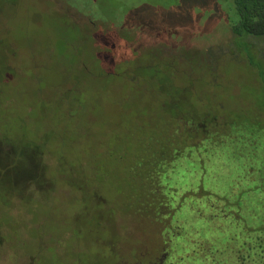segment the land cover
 <instances>
[{"label": "rangeland", "instance_id": "obj_1", "mask_svg": "<svg viewBox=\"0 0 264 264\" xmlns=\"http://www.w3.org/2000/svg\"><path fill=\"white\" fill-rule=\"evenodd\" d=\"M236 21L233 0H0V264H251L264 252L262 231L243 242L264 226V185L261 210L242 189L264 181V36L238 38ZM189 132L198 146L162 162L176 193L161 235L139 213L142 174Z\"/></svg>", "mask_w": 264, "mask_h": 264}, {"label": "trees", "instance_id": "obj_2", "mask_svg": "<svg viewBox=\"0 0 264 264\" xmlns=\"http://www.w3.org/2000/svg\"><path fill=\"white\" fill-rule=\"evenodd\" d=\"M100 6V5H99ZM233 9H234V13L237 17V21L233 24L234 25V34L238 37V38H242V37H248V36H254V37H261L264 36V0H233ZM243 52L245 53L248 61L250 64L254 65L253 63V56L251 55L250 51L245 48V45L242 46ZM262 65V64H260ZM260 70H258V75L261 79V81L263 82L264 80H262V77L264 79V70L259 68ZM191 132H189L187 134V139H189V143L187 146H178L177 143H173L174 141H179L178 137L175 135L172 136V143H173V147L171 150L167 151L165 149L164 146L161 147V151H159L160 153L157 154V157L150 161V163L147 164V167H145V171L142 174V179H141V188H140V208H139V213L142 216H145L147 218L152 219L157 225H158V230L160 232L161 235H164L166 233H169L170 231H172L173 227L171 224V218L173 216L174 210L175 208H173L172 203L174 201L171 200V196L174 195L176 193V191L174 189H171L169 187H167V185L163 184V181L161 179L162 177V168H163V163L162 162H172L174 159H176L178 156H180L181 154H183L187 149H190L192 147H197L198 143L197 142H193V134H190ZM208 133H203V135L201 136V138L199 139L200 141L202 140H206L208 139ZM237 144V143H236ZM135 170V168H134ZM133 170V171H134ZM260 172H262L259 175H263L264 174V167L261 168ZM251 182V181H250ZM247 182H243L242 185V189H246L244 191V193H250L251 192H256L255 194V200H253V202H255V206L256 208H260L262 205L258 204L257 201H259L257 199L258 195L257 193H260L262 185H264V181H260L259 178L257 177V181H255L254 184H252L251 186L248 187ZM251 188V190L249 189ZM204 191V190H203ZM205 192V191H204ZM205 195V196H204ZM204 196V200H209L208 199V193L203 194ZM237 196V195H236ZM191 198V200H194V195L193 194H188V195H184L182 198ZM242 199L243 197V192L241 194V196H238V200ZM213 210V209H212ZM261 210V208H260ZM264 210V208H263ZM262 210V212H263ZM209 212V216H211L212 211L210 208ZM231 212H226L225 215H227L226 217H230L229 221L231 222L232 219H234V222H237V226L235 227L236 230H240V228L243 226L242 223L240 221H238V214L239 212L235 213L237 215H231L229 216L228 214ZM233 214V213H231ZM205 217L207 216L208 219L209 216L204 212L203 214ZM257 215H260V213H258ZM203 216V217H204ZM216 219V218H215ZM255 223V222H253ZM220 225V224H219ZM253 225V224H252ZM258 228L257 229H253L250 228L248 230V232H246L247 238H245L243 241L245 244H247L248 240H252V235H254L255 233H258L259 231H262V233H264V226L257 224ZM238 227V228H237ZM213 229H216L213 228ZM218 229V228H217ZM232 233V232H231ZM230 233V241L227 242L226 244H222L224 246L229 245L231 247H229V249H233V248H237L235 247L234 243L235 239L238 237L235 234H231ZM206 238H208V236H205ZM210 238V237H209ZM215 242H217L216 240H214ZM243 242L241 243H237L239 244H243ZM164 244L167 245L166 249L162 251L161 254L162 258H164V260L167 259V248H168V242H164ZM233 244V245H232ZM228 251V250H227ZM167 252V253H166ZM231 255V254H230ZM234 256V255H232ZM162 260V259H161ZM241 264V263H240ZM244 264V263H242ZM251 264H264V252L261 251L260 253H258V256L256 258V260L254 262H252Z\"/></svg>", "mask_w": 264, "mask_h": 264}, {"label": "flooded vegetation", "instance_id": "obj_3", "mask_svg": "<svg viewBox=\"0 0 264 264\" xmlns=\"http://www.w3.org/2000/svg\"><path fill=\"white\" fill-rule=\"evenodd\" d=\"M112 5H114V6H113V9H116L118 4L115 3V2H113Z\"/></svg>", "mask_w": 264, "mask_h": 264}]
</instances>
